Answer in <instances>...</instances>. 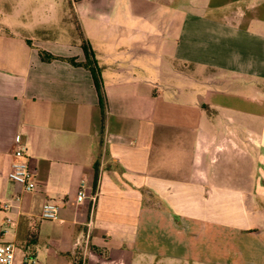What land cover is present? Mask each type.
I'll return each instance as SVG.
<instances>
[{"label":"crops","instance_id":"0c3cea01","mask_svg":"<svg viewBox=\"0 0 264 264\" xmlns=\"http://www.w3.org/2000/svg\"><path fill=\"white\" fill-rule=\"evenodd\" d=\"M33 1L0 0V243L14 260L264 264V0H51L46 14ZM14 136L31 192L5 176Z\"/></svg>","mask_w":264,"mask_h":264},{"label":"built area","instance_id":"2783aa9c","mask_svg":"<svg viewBox=\"0 0 264 264\" xmlns=\"http://www.w3.org/2000/svg\"><path fill=\"white\" fill-rule=\"evenodd\" d=\"M14 147L11 150V159L6 171V178L10 182L17 184L22 191L31 192L33 190L32 176L33 171L28 167L26 159L22 154V148L19 146L17 136L12 138ZM83 197V184H78L75 200L79 201ZM40 220L52 221L55 219V206L44 202L39 209ZM12 245L10 243H0V264H36L34 259L27 258L21 262H16L13 257Z\"/></svg>","mask_w":264,"mask_h":264},{"label":"rangeland","instance_id":"374dc122","mask_svg":"<svg viewBox=\"0 0 264 264\" xmlns=\"http://www.w3.org/2000/svg\"><path fill=\"white\" fill-rule=\"evenodd\" d=\"M33 1V0H32ZM176 7H182V5L179 4V1H183V0H176ZM33 2H37L35 7L37 8V11L39 13L42 14H46L51 10V0H34ZM27 7H23L22 8V12L21 15L24 19H26L29 15L27 12ZM152 62V60L150 59V63ZM139 65V64H138ZM159 66V70L161 69V67L166 66V64H148V69H144V71H146L145 73L147 74V76L150 79H162V78H166V74H162V73H158L157 71L154 70V67L152 66ZM139 72V70H138ZM221 153L220 152H212L211 157H214V159H218L220 157ZM253 174V171H252ZM42 223V222H40ZM42 226V227H41ZM40 228H42V232L43 233H50L51 237H55V235L58 233L59 229L61 230L62 227L57 226L55 224H48V225H40ZM46 241H44V239H38L37 242L35 243L33 250L35 252V256L36 258H39L38 256H41L43 254V249L45 246Z\"/></svg>","mask_w":264,"mask_h":264}]
</instances>
